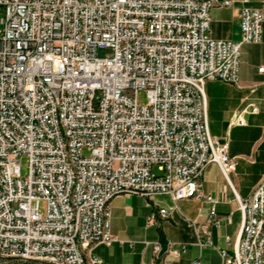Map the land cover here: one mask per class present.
<instances>
[{
	"label": "built area",
	"instance_id": "1",
	"mask_svg": "<svg viewBox=\"0 0 264 264\" xmlns=\"http://www.w3.org/2000/svg\"><path fill=\"white\" fill-rule=\"evenodd\" d=\"M256 1L242 0L240 40L224 41L208 34L210 11L232 0H0V263L101 264L92 251L115 241L119 196L203 200L218 227L217 201L202 191L213 164L241 216L220 264H264V178L249 198L236 195V160L209 132L205 94L207 82L239 87L242 47L261 43L264 0ZM103 48L111 53L98 58ZM257 113L248 103L229 128ZM171 214L159 208L147 225ZM188 224L199 248L212 245L207 227ZM144 244L152 264H171L186 249Z\"/></svg>",
	"mask_w": 264,
	"mask_h": 264
},
{
	"label": "crops",
	"instance_id": "2",
	"mask_svg": "<svg viewBox=\"0 0 264 264\" xmlns=\"http://www.w3.org/2000/svg\"><path fill=\"white\" fill-rule=\"evenodd\" d=\"M249 1L251 7L259 5L256 0ZM243 7L242 0H232L228 7L214 6L210 11V37L224 41L240 40ZM261 66H264V25L261 43L242 47L239 87L221 82L205 84L209 132L221 143L228 144V155L236 160L231 184L240 199L249 198L264 178V72H258ZM250 102L256 103L258 113L244 114L243 126L229 128L233 114ZM225 133L229 137L228 142ZM244 179L249 181L248 184L241 181ZM202 191L217 201L218 227L209 222L210 204L203 200L173 202L167 196H159L146 204L145 199L137 195L119 196L111 201V234L115 241L110 246H97L92 255L100 259L101 264H152L151 245L146 246L144 242L161 241L162 236L165 241L186 246L185 252L171 264H220L218 250L232 251L238 238L241 216L234 194L216 165H209L205 169ZM159 208L171 209V217L160 221L157 226H148V216ZM188 220L195 227H207L208 236H203V239L208 238L211 246H197L195 228L189 226ZM176 221L180 228L171 236L166 233V225ZM152 229L159 231L156 237L149 236ZM13 263L18 262L0 264Z\"/></svg>",
	"mask_w": 264,
	"mask_h": 264
},
{
	"label": "rangeland",
	"instance_id": "3",
	"mask_svg": "<svg viewBox=\"0 0 264 264\" xmlns=\"http://www.w3.org/2000/svg\"><path fill=\"white\" fill-rule=\"evenodd\" d=\"M1 17V16H0ZM111 53V51L109 49H98L97 52H96V55L98 58H105L106 56H108L109 54ZM137 103L139 106H145L146 103H147V97H146V94L144 91H139L137 93ZM234 134V133H233ZM225 137H226V141H230L229 140V137L226 135L225 133ZM233 146V144H232ZM83 155L84 156H88L89 155V152L84 149L83 150ZM19 160V164H20V176L22 179H25L27 178L28 174H29V163H28V158L26 156H20L18 158ZM152 172L156 173V169L153 168ZM244 184H248L249 181H247V179H244V180H241ZM39 212L41 215L44 214L45 212V203L43 201H40L39 202ZM158 228L160 229V231L162 232V227L161 225L158 226ZM180 228V225L179 223L176 221V222H172V223H168L166 225V233H169L171 236L176 234L177 233V229ZM158 230L157 229H152L149 231V236H153V237H156L158 235ZM144 238H147L144 237ZM143 238V240H144Z\"/></svg>",
	"mask_w": 264,
	"mask_h": 264
},
{
	"label": "trees",
	"instance_id": "4",
	"mask_svg": "<svg viewBox=\"0 0 264 264\" xmlns=\"http://www.w3.org/2000/svg\"><path fill=\"white\" fill-rule=\"evenodd\" d=\"M160 238H161V239H160V240H161V242L163 243V242H164V240H163V237L161 236ZM13 264H29V263H22V262H18V263H13Z\"/></svg>",
	"mask_w": 264,
	"mask_h": 264
}]
</instances>
